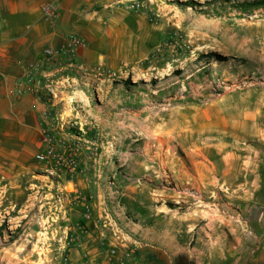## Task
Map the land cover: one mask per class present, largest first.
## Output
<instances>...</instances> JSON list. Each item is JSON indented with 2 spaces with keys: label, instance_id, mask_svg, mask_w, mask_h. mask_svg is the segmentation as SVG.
Wrapping results in <instances>:
<instances>
[{
  "label": "rangeland",
  "instance_id": "rangeland-1",
  "mask_svg": "<svg viewBox=\"0 0 264 264\" xmlns=\"http://www.w3.org/2000/svg\"><path fill=\"white\" fill-rule=\"evenodd\" d=\"M161 1L177 13L171 22L164 21L168 29L149 60L106 80L83 71L61 73L68 77L61 85L65 92L46 96L56 102L52 114L57 116L55 109L61 113L52 120L64 124L57 135L78 142L74 180L86 178L88 191L79 194L74 180L68 183L65 177L47 180L40 162L31 182L0 179V264H130L123 252L128 234L137 237L143 224L153 226V216H148L153 212L167 220L192 217L174 222L182 236L186 230L193 234L192 254L198 264L205 259L202 249L228 250L236 237L253 238L255 231L244 223L241 205L264 201L254 197L253 190L263 188L264 181L252 170L264 162V69H250V63L233 53L238 43L233 31L223 33L232 27L229 18L245 22L253 7L239 6L247 0H193L187 6L181 3L189 0ZM258 7L257 15L264 14V6ZM241 124L249 134L241 140L227 138L220 126ZM212 130L221 140L211 134L199 144L186 142L187 132L195 131L197 138L201 131ZM197 147L206 149L204 157ZM226 155H234V169L220 165L216 172L212 164L219 165ZM173 158L182 161L183 169L186 160L198 178L173 181L167 176L177 167ZM193 161H203L209 171L199 175ZM135 185L141 195H122ZM158 186L160 195L153 192ZM92 204L93 219L88 209ZM187 223L191 226L183 228ZM93 225L100 254L94 258L88 245H82ZM223 253L227 257L226 249Z\"/></svg>",
  "mask_w": 264,
  "mask_h": 264
},
{
  "label": "crops",
  "instance_id": "crops-1",
  "mask_svg": "<svg viewBox=\"0 0 264 264\" xmlns=\"http://www.w3.org/2000/svg\"><path fill=\"white\" fill-rule=\"evenodd\" d=\"M47 5L55 8L56 17L52 21L43 16L42 9ZM135 5L139 7L134 9ZM258 8L250 9L249 20H239L238 23L237 18H229L234 21L232 27L223 28V33L233 31L232 36L238 42L233 53L250 63V69H264V14L258 16ZM176 13L175 8L163 5L161 0H0V179L32 181L34 172L41 166L35 160V154L42 129L54 126L52 120L61 115L57 109V116L52 114L56 102L46 96L50 90L57 95L58 92L64 93L61 85L68 77L58 73V66L46 64V72L51 76L45 83L41 77L43 73L33 70L39 64L44 48H62L70 35L80 36L85 40L86 48L77 52L74 68L68 72L94 73L106 80L118 73L130 72L149 60L168 29L164 21L171 22ZM225 53L230 52L225 49ZM84 100L86 105H90L91 97L86 96ZM90 110L93 113V109ZM256 116L251 115L254 119ZM175 159L178 160L177 167L167 174L173 181L183 184L190 176L198 178L186 160L183 169L182 161L172 160ZM253 170L263 183L264 162L258 171ZM86 180L80 177L74 180L76 191L81 195L88 191L85 190ZM155 191L158 195L163 193L160 186L153 189ZM253 194L254 197H264V187L253 190ZM122 195L139 196L140 188L138 185L129 186ZM253 201L250 206L247 203L241 205L244 223L255 231L253 238L236 237L228 250L226 246L223 249L210 246L202 249L205 252L203 264H215L217 261V264H226L227 261L232 264H264V201ZM90 207L93 219V204ZM159 213L148 215L153 216L154 225L143 224L137 237L134 233L128 234L129 243L124 244L126 249L123 252L128 255L129 263L172 264L177 256L185 254L198 264L197 257L192 254L193 234L186 230L182 236L179 234L182 228H176L177 223L174 222L192 220V217L167 220ZM126 225L130 231L134 229ZM96 227L92 234L82 237L86 240L82 245L84 248L88 245L92 258L100 256ZM131 242L136 243L137 250ZM83 247L80 251L84 250ZM225 249L227 257L223 253ZM244 254L246 259L242 260Z\"/></svg>",
  "mask_w": 264,
  "mask_h": 264
},
{
  "label": "built area",
  "instance_id": "built-area-1",
  "mask_svg": "<svg viewBox=\"0 0 264 264\" xmlns=\"http://www.w3.org/2000/svg\"><path fill=\"white\" fill-rule=\"evenodd\" d=\"M133 7L135 9L139 5ZM42 11L47 21H52L56 17L53 6H44ZM84 48H86V42L83 38L78 35H70L62 48H44L41 52L39 64L33 70L43 73L41 77L46 83L49 76H51L50 72H46V64L47 66H58V73L73 69L74 58L77 52ZM63 79L66 78L63 77ZM50 94L54 97L57 96L53 90L49 91ZM54 126L42 129L39 149L35 154V160L43 164L44 167L41 176L47 180L55 181L65 177L68 183H72L78 168V160L76 157L78 142H71L69 140L70 138L68 139L57 135L56 130H62L64 127L63 123H57L56 127ZM86 218H88V215H86Z\"/></svg>",
  "mask_w": 264,
  "mask_h": 264
},
{
  "label": "bare ground",
  "instance_id": "bare-ground-1",
  "mask_svg": "<svg viewBox=\"0 0 264 264\" xmlns=\"http://www.w3.org/2000/svg\"><path fill=\"white\" fill-rule=\"evenodd\" d=\"M157 121V120H156ZM203 121V120H202ZM188 124V123H187ZM190 125V124H189ZM179 126H181V125H179ZM219 126V125H218ZM224 130H225V132H226V134H224V135H226L227 136V138H230V139H236V140H241L242 138H244L245 137V135L246 136H249V134H247L244 130H242L243 129V127H242V124L239 126V127H236V128H229L228 126H222V125H220ZM245 126V125H244ZM163 127V126H162ZM187 127V126H186ZM215 127V126H214ZM183 128V127H182ZM209 128H211V127H209ZM203 129V128H202ZM205 129V128H204ZM175 130V129H174ZM196 131H197V129H196ZM170 132V131H169ZM195 132V131H194ZM194 132H187L185 135V138H186V142H193V143H197V144H199V142H201V139L203 138V137H205L206 135H213V134H216V136L214 137L213 136V139H215V140H221L220 139V133L219 132H217V131H215V130H212V131H210V132H206V131H201V134L200 135H198V137L197 138H195V133ZM199 132V131H198ZM168 135H169V133H168ZM182 135V134H181ZM163 137V136H162ZM158 138V137H157ZM182 138V137H181ZM174 139V138H173ZM179 139V137H177V140ZM207 139L208 140H210L211 138H209V137H207ZM161 141V140H160ZM179 142V141H178ZM167 143V142H166ZM236 144L234 143V145L233 144H231V146L230 147H234ZM182 146V145H181ZM185 146V145H184ZM192 149V148H191ZM221 149V148H220ZM209 150V149H208ZM197 151L202 155V157H204V155L206 154V149L204 148V147H201V148H199V147H197ZM222 151V150H221ZM191 152V151H190ZM194 153V152H193ZM222 153H223V151H222ZM233 153V152H232ZM227 154V153H226ZM189 155V154H188ZM227 156V155H226ZM251 156V155H250ZM190 159H191V161H192V156H188ZM207 156H205V158H206ZM228 157V156H227ZM204 158V159H205ZM195 160V159H194ZM210 160V159H209ZM235 157H234V155H230L228 158H222V159H220V163H219V165H214V164H212V168L216 171V172H218V168H219V166L220 165H223L225 168H227V167H230L231 165V169H234V163H235ZM208 161V160H207ZM239 161V160H238ZM194 162V161H193ZM195 163V162H194ZM212 163V162H211ZM248 163H250V162H248ZM245 164V163H244ZM249 164H247V166H248ZM250 166V165H249ZM194 167V170L199 174V175H203V173H204V171H209V169H208V166H207V164H205L203 161L202 162H200V163H195V165L193 166ZM222 167V166H221ZM237 167V166H236ZM243 167V166H242ZM244 168V167H243ZM248 168V167H247ZM222 169H224V168H222ZM253 170V169H252ZM211 172H213V170L211 171ZM247 173V172H246ZM206 175V174H205ZM217 175V174H216ZM207 176V175H206ZM241 176V175H240ZM217 178V177H216ZM239 178V177H238ZM237 178V179H238ZM251 178V177H250ZM245 180V179H244ZM204 181V180H203ZM224 181V180H223ZM204 183V182H203ZM207 186V185H206ZM249 186V185H248ZM249 188H250V186H249ZM201 189H203V188H201ZM203 193V192H202ZM205 194V193H204ZM185 219H186V217H185ZM223 221V220H222ZM211 222V221H210Z\"/></svg>",
  "mask_w": 264,
  "mask_h": 264
},
{
  "label": "trees",
  "instance_id": "trees-1",
  "mask_svg": "<svg viewBox=\"0 0 264 264\" xmlns=\"http://www.w3.org/2000/svg\"><path fill=\"white\" fill-rule=\"evenodd\" d=\"M214 2L217 1H229V0H213ZM207 4L210 3V1L206 2ZM195 2L193 0H189L186 2L181 3V5L187 6V5H194ZM242 5V6H241ZM239 4L240 7H258V6H264V0H253L249 2H244L243 4ZM204 57V56H203ZM213 57H215L217 60H223L224 58L219 55L213 54ZM173 264H195L194 260L185 256V255H179L175 258Z\"/></svg>",
  "mask_w": 264,
  "mask_h": 264
}]
</instances>
